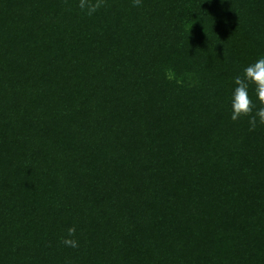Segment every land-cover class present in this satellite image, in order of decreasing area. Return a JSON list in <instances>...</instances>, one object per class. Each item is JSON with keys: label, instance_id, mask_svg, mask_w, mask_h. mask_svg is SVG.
<instances>
[{"label": "trees", "instance_id": "obj_1", "mask_svg": "<svg viewBox=\"0 0 264 264\" xmlns=\"http://www.w3.org/2000/svg\"><path fill=\"white\" fill-rule=\"evenodd\" d=\"M78 5L0 0V264H264V0Z\"/></svg>", "mask_w": 264, "mask_h": 264}, {"label": "clouds", "instance_id": "obj_2", "mask_svg": "<svg viewBox=\"0 0 264 264\" xmlns=\"http://www.w3.org/2000/svg\"><path fill=\"white\" fill-rule=\"evenodd\" d=\"M223 2V0H222ZM105 0H79V8L91 16L104 6ZM134 7H141L142 0H133ZM235 88L231 101V119L239 121L247 118L249 130L254 131L257 125H264V57L246 66L242 75L234 78ZM254 86L256 98L261 105L257 107L250 95V87ZM76 227L67 229V236L62 240L66 247L79 248V241L75 239Z\"/></svg>", "mask_w": 264, "mask_h": 264}]
</instances>
